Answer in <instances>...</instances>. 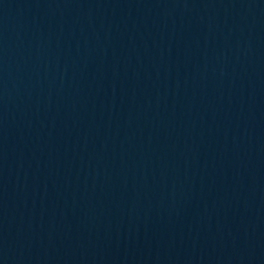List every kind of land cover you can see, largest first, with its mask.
Segmentation results:
<instances>
[{
    "label": "water",
    "instance_id": "1",
    "mask_svg": "<svg viewBox=\"0 0 264 264\" xmlns=\"http://www.w3.org/2000/svg\"><path fill=\"white\" fill-rule=\"evenodd\" d=\"M86 0H0V214L33 116Z\"/></svg>",
    "mask_w": 264,
    "mask_h": 264
}]
</instances>
